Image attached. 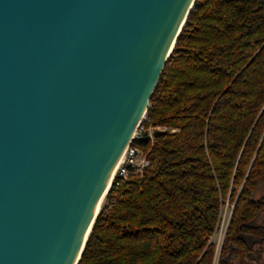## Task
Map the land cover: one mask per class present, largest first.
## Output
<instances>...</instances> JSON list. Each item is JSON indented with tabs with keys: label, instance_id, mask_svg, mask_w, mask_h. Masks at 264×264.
I'll return each instance as SVG.
<instances>
[{
	"label": "water",
	"instance_id": "1",
	"mask_svg": "<svg viewBox=\"0 0 264 264\" xmlns=\"http://www.w3.org/2000/svg\"><path fill=\"white\" fill-rule=\"evenodd\" d=\"M196 0H0V264H77Z\"/></svg>",
	"mask_w": 264,
	"mask_h": 264
},
{
	"label": "trees",
	"instance_id": "2",
	"mask_svg": "<svg viewBox=\"0 0 264 264\" xmlns=\"http://www.w3.org/2000/svg\"><path fill=\"white\" fill-rule=\"evenodd\" d=\"M149 104L77 264H264V0H196Z\"/></svg>",
	"mask_w": 264,
	"mask_h": 264
},
{
	"label": "built area",
	"instance_id": "3",
	"mask_svg": "<svg viewBox=\"0 0 264 264\" xmlns=\"http://www.w3.org/2000/svg\"><path fill=\"white\" fill-rule=\"evenodd\" d=\"M144 120L140 123L139 127L137 128L132 141L126 147L121 159L119 160L117 167L115 168L112 174L111 183L106 194L103 197V203L105 202L106 197L112 189L113 185L119 187L121 182L128 178L131 171L141 173L149 164V160L147 158L146 153L142 150L141 146L136 143V140L140 139L146 131V128L144 126ZM149 131L150 128L148 129V132ZM150 132L149 135L152 138Z\"/></svg>",
	"mask_w": 264,
	"mask_h": 264
},
{
	"label": "rangeland",
	"instance_id": "4",
	"mask_svg": "<svg viewBox=\"0 0 264 264\" xmlns=\"http://www.w3.org/2000/svg\"><path fill=\"white\" fill-rule=\"evenodd\" d=\"M144 126H145V124H144ZM165 130L174 131L176 129H167V128H161V127H158V128L150 127V131L151 132L150 131L149 132L152 135L154 131H165ZM233 206H231L229 204V202H227L224 205V207L222 208V211H221V220H220V222H219L214 234L212 235V237L210 239L212 242H214L216 244L217 253L220 252V249H221L224 237H225L226 229L228 227V224H229V221H230V218H231V214H232V211H233ZM101 207H100V209H101ZM214 264H217V257H216V260H215Z\"/></svg>",
	"mask_w": 264,
	"mask_h": 264
},
{
	"label": "bare ground",
	"instance_id": "5",
	"mask_svg": "<svg viewBox=\"0 0 264 264\" xmlns=\"http://www.w3.org/2000/svg\"><path fill=\"white\" fill-rule=\"evenodd\" d=\"M118 163H119V162H118ZM118 163H117V165H118ZM117 165H116V167H117ZM108 188H109V184H108V186H107V188H106V190H105V192H104L105 194H106ZM105 194H104V195H105ZM102 204H103V199H102V202L100 203V207L102 206Z\"/></svg>",
	"mask_w": 264,
	"mask_h": 264
}]
</instances>
